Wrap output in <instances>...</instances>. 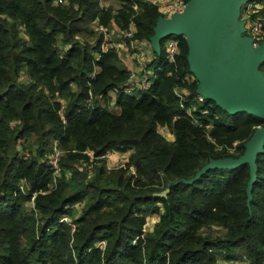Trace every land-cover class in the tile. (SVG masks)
Here are the masks:
<instances>
[{
    "label": "trees",
    "instance_id": "obj_1",
    "mask_svg": "<svg viewBox=\"0 0 264 264\" xmlns=\"http://www.w3.org/2000/svg\"><path fill=\"white\" fill-rule=\"evenodd\" d=\"M158 17L142 0L116 9L97 0H0V264H264V146L249 202L248 165L181 182L211 159L241 156L264 120L210 100L187 115L197 83L187 82L182 100L174 93L190 74L182 36L172 64L160 42L155 79L137 97L123 92L128 72L113 50L89 77L101 39L91 21L121 29L132 21L136 37L148 40ZM113 89L117 111L97 102ZM52 142L63 152L54 182ZM107 151H129L127 163L107 168L98 158ZM149 214L158 220L143 230Z\"/></svg>",
    "mask_w": 264,
    "mask_h": 264
},
{
    "label": "water",
    "instance_id": "obj_2",
    "mask_svg": "<svg viewBox=\"0 0 264 264\" xmlns=\"http://www.w3.org/2000/svg\"><path fill=\"white\" fill-rule=\"evenodd\" d=\"M250 0H188L183 13L166 19L158 17L148 39L153 52L160 54V42L185 38L187 63L197 83L195 94L210 100L230 115L245 112L264 120V40L252 46L240 20L242 4ZM264 146V125L257 128L238 158L209 160L196 175L181 182L189 184L206 170L248 165L247 202L256 178V157ZM166 188L157 196L165 197Z\"/></svg>",
    "mask_w": 264,
    "mask_h": 264
},
{
    "label": "built area",
    "instance_id": "obj_3",
    "mask_svg": "<svg viewBox=\"0 0 264 264\" xmlns=\"http://www.w3.org/2000/svg\"><path fill=\"white\" fill-rule=\"evenodd\" d=\"M102 0H97L100 5ZM154 5L160 16L163 18H170L174 14H181L185 10L186 1L184 0H142ZM57 3H62L63 0H56ZM133 9L138 10V5L135 2L133 4ZM240 20L244 21L245 35H247L251 41L252 46H259L264 40V0H250L242 4L240 9ZM89 29L93 33L101 35V39L98 44V49L92 52V70L89 73V77H94L95 73L98 71V65L96 62L99 59L101 53L113 50L119 60L121 65L128 72V78L126 84L122 87V90L127 95L138 96V93L143 90H147L152 86V83L156 76L157 69L153 67V63L156 59L155 53L153 52L151 45L148 40H142L136 37V30L131 21L127 28L119 29L117 27L109 28L103 26L94 19L89 23ZM164 48V58L168 64H172L177 56L180 54V43L177 38H168L163 44ZM20 76V79H23ZM190 79L187 82H195L194 76L190 73L186 76ZM116 92V89L110 90L107 96H111V92ZM175 95L181 100L185 98V94L182 93V89H174ZM101 96L98 97L97 102L101 104ZM198 102H203L202 96L196 95L194 98ZM92 102V94L90 90L87 91V105ZM113 102V101H112ZM60 109L58 114L62 117L63 103L60 102ZM114 104V103H112ZM102 105V104H101ZM114 106V105H113ZM116 107V106H115ZM190 108L186 110L187 115H191ZM203 112V111H202ZM165 127L166 126H161ZM160 129V127L158 128ZM56 145V143H55ZM86 154L91 157V154L86 152ZM114 154V151H107L101 154L98 158L102 160H108L110 156ZM48 162L52 169V182H54L55 177L58 175V149L53 147L52 151L48 155ZM61 220H66L62 217ZM102 244V243H101ZM245 260V258H243ZM243 264H248L243 261ZM236 264V263H234Z\"/></svg>",
    "mask_w": 264,
    "mask_h": 264
},
{
    "label": "rangeland",
    "instance_id": "obj_4",
    "mask_svg": "<svg viewBox=\"0 0 264 264\" xmlns=\"http://www.w3.org/2000/svg\"><path fill=\"white\" fill-rule=\"evenodd\" d=\"M107 1H110V0H107ZM121 3V0H116V4L120 5ZM109 28H112V26H107ZM94 34H97V33H94ZM77 39L80 41L82 40V37H77ZM86 40H88L87 38H84ZM91 40V39H90ZM88 40V41H90ZM92 42V41H90ZM122 66V65H121ZM123 67V66H122ZM190 79L186 78L185 77V81L184 83H180L178 85L175 86L174 89H182V93L185 94V98L187 96L190 95V88L188 86L189 83H187V81H189ZM115 97L116 95L114 94V92L112 91L111 92V96H107V100H103L102 98L100 99L101 101V104L107 106L109 109H111L112 111H117L118 110V106H116V100H115ZM60 102L63 103L64 105V101L61 100V99H58ZM113 101V102H112ZM193 104L192 106L190 107L189 111H195L196 109L193 107L196 103H198V101H196L195 99L192 100ZM114 103V104H112ZM114 105V106H113ZM116 106V107H115ZM196 106V105H195ZM205 113H208V108H205L204 111L202 112V114H205ZM158 133L167 141H171L172 140V134L168 131V129H166L165 127H160V129H158ZM27 143V142H26ZM52 146H51V151L53 149V147H55L56 149H58V158H61L62 155H63V152L57 147V145H55V142H52ZM237 142H233V146H236ZM127 154V153H126ZM128 161V156H127V159L126 161L122 160L121 157H112L110 156V158L108 160H104L103 163L105 166H107V168H115L116 166L120 165L122 162L123 164L127 163ZM110 165V166H109ZM58 175H59V172H58ZM58 175L56 177H58ZM22 184V183H21ZM21 188L22 185H19ZM84 203L85 201H81V202H77L75 203L74 205H72V211L74 212L75 210L78 212V211H81V209L84 207ZM71 211V212H72ZM76 215V214H75ZM61 220V219H60ZM158 220V217L156 215H147L144 219V225H143V230H151V227L154 225V223ZM221 229V228H220ZM222 230H218L217 229V233H222L221 232ZM215 232V231H214ZM101 244V243H99ZM98 245V244H96ZM235 253H239L241 254L240 251H235Z\"/></svg>",
    "mask_w": 264,
    "mask_h": 264
},
{
    "label": "crops",
    "instance_id": "obj_5",
    "mask_svg": "<svg viewBox=\"0 0 264 264\" xmlns=\"http://www.w3.org/2000/svg\"><path fill=\"white\" fill-rule=\"evenodd\" d=\"M99 6H100L102 9L107 8L108 6H113L114 9H116L117 7H119V5L116 4V0H110V1L102 0ZM114 12H115V10H114ZM109 25L112 26V27H117V28H119L118 25H117L114 21H111V23H110ZM119 29H121V28H119ZM126 153H127V154H126ZM129 154H130L129 151H127V152H118V151H114V154L112 155V157H121L122 160L126 161L127 156H129ZM109 166H110V165H109ZM119 166H123V162H122L120 165L116 166V167H119Z\"/></svg>",
    "mask_w": 264,
    "mask_h": 264
}]
</instances>
